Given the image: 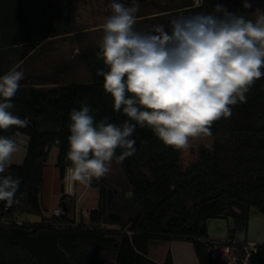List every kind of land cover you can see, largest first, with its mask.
<instances>
[{
  "label": "trees",
  "instance_id": "1",
  "mask_svg": "<svg viewBox=\"0 0 264 264\" xmlns=\"http://www.w3.org/2000/svg\"><path fill=\"white\" fill-rule=\"evenodd\" d=\"M42 1L0 0V51L27 44L22 59L49 38L72 32V12L67 5H49L55 18L33 15ZM217 4L222 5L221 0H210L199 10L211 13ZM164 26L170 30V24ZM98 50L80 56L91 75L90 82L40 89L27 79L20 81L11 111L29 124L0 130V136L16 140L19 133L26 134L28 150L23 164H12L0 174L21 180L16 202L8 207L0 201V217L43 215V169L55 145L59 147L56 165L63 188L66 170L71 167L67 153L72 109L89 105L97 122L107 118L121 125L129 119L114 111L112 97L104 91L103 77L97 75V70L105 67L97 59ZM14 66L1 70L0 76ZM211 132V136L194 139L190 148L175 150L165 146L150 128L137 126L130 137L136 142V152L120 164L139 214L127 226L109 227L120 225L122 218L108 214L109 204L102 195L88 223L84 219L77 223L69 215L75 199L64 193L60 216L23 225L0 222V264H159L148 256L150 243L172 239L190 240L199 264H219L200 240L209 236L208 219L231 218L228 236L235 238L237 232L248 228L252 209L264 213V77L247 93L246 103L232 107V115L214 122ZM228 156L233 159V168L225 165ZM95 180V185L101 184ZM162 264H174L170 252ZM252 264H264V244Z\"/></svg>",
  "mask_w": 264,
  "mask_h": 264
},
{
  "label": "clouds",
  "instance_id": "2",
  "mask_svg": "<svg viewBox=\"0 0 264 264\" xmlns=\"http://www.w3.org/2000/svg\"><path fill=\"white\" fill-rule=\"evenodd\" d=\"M110 7L96 53L105 67L97 75L114 111L129 119L121 125L107 118L97 122L87 104L71 110L67 182L103 178L114 158L120 163L134 155L130 137L137 126L150 128L165 146L190 148L194 139L211 136L214 122L230 117L232 107L246 103L247 93L264 77V10L249 18L217 4L211 13L173 17L170 30L156 24L142 32L135 29L138 0H111ZM243 7L251 8L248 0ZM23 79L16 66L0 76V130L29 124L11 111ZM19 151L13 138L0 136V174ZM20 183L0 175V201L11 207Z\"/></svg>",
  "mask_w": 264,
  "mask_h": 264
},
{
  "label": "rangeland",
  "instance_id": "3",
  "mask_svg": "<svg viewBox=\"0 0 264 264\" xmlns=\"http://www.w3.org/2000/svg\"><path fill=\"white\" fill-rule=\"evenodd\" d=\"M209 1L138 0L139 12L137 13L135 29L149 32L152 25L170 24V20L179 12L183 15L201 12L200 7L208 5ZM248 2L251 4L250 9L243 7V0H221L222 6L229 12L243 14L249 18L256 9L264 10V0H248ZM51 3L70 7L72 32L46 42L21 63L16 62L23 56L24 49L18 47L0 51V71L5 70L11 64H15L17 70L24 72V79L29 80L40 89H51L73 82H90L92 80L91 75L80 56L91 49L98 48V41L103 36L102 25L105 19L112 14L111 0H43L33 15L40 18H51L53 15L49 7ZM58 155L59 147L55 145L50 150L43 169L44 186L41 198L46 206L44 215L26 213L22 215L24 220L42 222L43 217L50 218L53 216L55 207H63L61 206V198L64 192L62 191L60 170L56 165ZM16 160L14 157V162ZM225 165L227 168H233L231 156L226 158ZM95 181L93 178L87 184L78 182L74 184L72 196L76 206L70 212V217L76 221L84 219L88 223L89 217L84 216L83 212H91L93 209H97L101 196L104 195L103 200L109 204L108 214H118L122 218V223L117 227L127 226L129 221L139 214V208L134 201L132 187L121 164L117 163L114 158L111 171L105 177L100 178L101 184L93 185ZM228 224L232 227L233 221L216 217L208 219L210 233L212 230V232H219V234H228ZM108 226L110 227L111 224ZM257 234L264 236V213L252 209L248 225V238H252L250 235L256 236ZM245 235V231H240L236 233V238L244 239ZM176 243L182 245L184 250L186 247L189 251L193 249L192 242L186 239L154 240L152 241L150 256L159 260L168 252L169 246H174Z\"/></svg>",
  "mask_w": 264,
  "mask_h": 264
},
{
  "label": "built area",
  "instance_id": "4",
  "mask_svg": "<svg viewBox=\"0 0 264 264\" xmlns=\"http://www.w3.org/2000/svg\"><path fill=\"white\" fill-rule=\"evenodd\" d=\"M62 207H57L53 210L54 216L62 214ZM23 214L17 213L14 218L0 217L2 223H15L23 225L24 223H36L24 220ZM83 215L90 217V212H83ZM21 218V219H20ZM77 223L80 221H76ZM103 224L102 226H104ZM132 234V232H128ZM201 241L207 244V250L210 257L219 264H252L253 256L259 252L260 247L264 244L257 240H239L229 236L225 238H201Z\"/></svg>",
  "mask_w": 264,
  "mask_h": 264
},
{
  "label": "crops",
  "instance_id": "5",
  "mask_svg": "<svg viewBox=\"0 0 264 264\" xmlns=\"http://www.w3.org/2000/svg\"><path fill=\"white\" fill-rule=\"evenodd\" d=\"M53 17V15L51 16ZM62 35H58V36H54V37H51L49 38L46 42L50 41V40H53L55 38H58V37H61ZM45 42V43H46ZM44 43V44H45ZM44 44L42 45H37L31 52L30 54H28L26 57L22 58L21 60H18L16 63H21V62H24L27 57H29L31 54H33V52H35L38 48H40L41 46H43ZM22 48L24 50H26L28 48V45L27 44H18L16 46H11L7 49H12V48ZM23 57V56H22ZM19 145H20V151L18 153L15 154V158L17 159L15 162H13V164H16V165H21L23 164L25 158H26V155H27V150H28V143H29V137L26 135V134H22V133H19L16 137V140H15ZM70 167L67 168L66 170V174L68 172V169ZM100 180V179H99ZM74 184L75 183H72V182H67L65 180L64 182V186L62 188V191L66 194H69V195H73L74 194ZM94 185H95V182H94ZM42 204H43V208H44V211L46 209V206L44 205V202L42 201ZM75 206H76V203H75ZM57 208V207H55ZM54 208V209H55ZM53 209V210H54ZM43 211V212H44ZM252 212V211H251ZM44 215V214H43ZM251 216V215H250ZM45 218V217H43ZM216 218H220V217H216ZM231 218H228L227 220H229ZM232 220V219H231ZM233 221V220H232ZM250 221V219H249ZM249 225V224H248ZM119 226L118 224H113L111 225L110 227L114 228V229H118ZM228 228L231 229L232 227H230V224H228ZM228 229V230H229ZM246 232V235L244 237V239H249V240H257V241H260V242H264V236L262 234H257L256 236L254 235H250V237L252 238H248L249 235H248V228L245 230ZM208 234L210 237L212 238H221L222 236H227L228 234L226 233L225 235L223 234H219V232H212L211 230V233L209 231V226H208ZM213 235V236H211ZM235 238H236V234H235ZM243 238H241L240 240H244ZM173 240H177V239H172V240H169V241H173ZM151 246H152V242L150 243V246H149V258L152 259L153 261L159 263V264H162L164 263L166 257H167V254L168 252L171 253L172 255V258H173V262L174 264H199V261H198V258L196 256V253L194 251V247H192V251H189V249L187 250V247H186V250H184V248H182V245L180 244H175L174 246L171 245L169 246V249H168V252H166L163 257L161 259H155V258H152L150 256V251H151ZM193 246V244H192ZM189 248V247H188ZM185 251V252H184Z\"/></svg>",
  "mask_w": 264,
  "mask_h": 264
},
{
  "label": "water",
  "instance_id": "6",
  "mask_svg": "<svg viewBox=\"0 0 264 264\" xmlns=\"http://www.w3.org/2000/svg\"><path fill=\"white\" fill-rule=\"evenodd\" d=\"M93 185H94V183H93Z\"/></svg>",
  "mask_w": 264,
  "mask_h": 264
}]
</instances>
